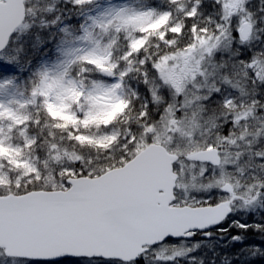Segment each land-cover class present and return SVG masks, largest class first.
I'll return each mask as SVG.
<instances>
[{"label": "snow or ice", "instance_id": "snow-or-ice-1", "mask_svg": "<svg viewBox=\"0 0 264 264\" xmlns=\"http://www.w3.org/2000/svg\"><path fill=\"white\" fill-rule=\"evenodd\" d=\"M262 33L264 0H0V264H264Z\"/></svg>", "mask_w": 264, "mask_h": 264}, {"label": "rangeland", "instance_id": "rangeland-1", "mask_svg": "<svg viewBox=\"0 0 264 264\" xmlns=\"http://www.w3.org/2000/svg\"><path fill=\"white\" fill-rule=\"evenodd\" d=\"M114 2L120 3L123 2V0H114ZM261 35L263 36V33ZM227 240L228 239L222 241V239L218 237L217 242H214L213 238H211L207 242L199 241L200 247L192 251L189 254V258L181 261V264H188L189 259L193 261V264H200L201 259H203V264H211L213 260H215V264H224L223 257L225 256L226 251L228 250L221 247V245L227 243ZM197 243V240L192 239L187 242V247L192 248Z\"/></svg>", "mask_w": 264, "mask_h": 264}, {"label": "trees", "instance_id": "trees-1", "mask_svg": "<svg viewBox=\"0 0 264 264\" xmlns=\"http://www.w3.org/2000/svg\"><path fill=\"white\" fill-rule=\"evenodd\" d=\"M263 36H264V33H263ZM225 226H227V225H225ZM220 237V234H217V235H215V236H213L212 238H213V241L214 242H217L218 241V237ZM221 238V237H220ZM226 239H228V237L227 236H225L223 239H222V241H225ZM201 241H203V240H201ZM208 241V240H207ZM207 241H204V242H207ZM211 251H212V249H211ZM235 264V263H234Z\"/></svg>", "mask_w": 264, "mask_h": 264}, {"label": "flooded vegetation", "instance_id": "flooded-vegetation-1", "mask_svg": "<svg viewBox=\"0 0 264 264\" xmlns=\"http://www.w3.org/2000/svg\"><path fill=\"white\" fill-rule=\"evenodd\" d=\"M194 240H196V239H194Z\"/></svg>", "mask_w": 264, "mask_h": 264}]
</instances>
